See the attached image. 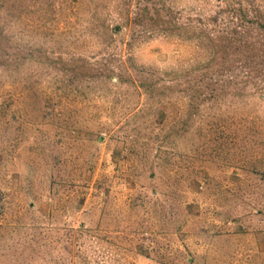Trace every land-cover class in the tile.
Listing matches in <instances>:
<instances>
[{"label": "rangeland", "instance_id": "374dc122", "mask_svg": "<svg viewBox=\"0 0 264 264\" xmlns=\"http://www.w3.org/2000/svg\"><path fill=\"white\" fill-rule=\"evenodd\" d=\"M250 74L264 0H0V264H264Z\"/></svg>", "mask_w": 264, "mask_h": 264}, {"label": "trees", "instance_id": "16d2710c", "mask_svg": "<svg viewBox=\"0 0 264 264\" xmlns=\"http://www.w3.org/2000/svg\"><path fill=\"white\" fill-rule=\"evenodd\" d=\"M250 75H251V79L253 80V83H255V84L256 83H259V84L262 83V84H264V79H263L264 77H262L261 74H259V75L250 74ZM144 85L147 86L146 83Z\"/></svg>", "mask_w": 264, "mask_h": 264}]
</instances>
